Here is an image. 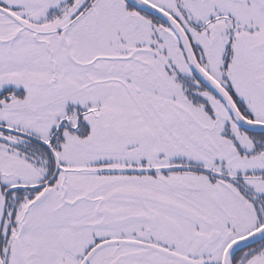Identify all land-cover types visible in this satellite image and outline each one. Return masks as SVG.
Listing matches in <instances>:
<instances>
[{"label": "snow or ice", "instance_id": "obj_1", "mask_svg": "<svg viewBox=\"0 0 264 264\" xmlns=\"http://www.w3.org/2000/svg\"><path fill=\"white\" fill-rule=\"evenodd\" d=\"M0 264H264V0H0Z\"/></svg>", "mask_w": 264, "mask_h": 264}]
</instances>
